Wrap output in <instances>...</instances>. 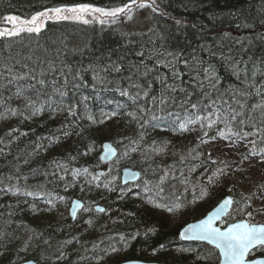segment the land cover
Returning <instances> with one entry per match:
<instances>
[{
	"label": "trees",
	"instance_id": "obj_1",
	"mask_svg": "<svg viewBox=\"0 0 264 264\" xmlns=\"http://www.w3.org/2000/svg\"><path fill=\"white\" fill-rule=\"evenodd\" d=\"M67 2L0 0V18L9 14L27 18L43 7ZM86 2L109 6L126 0ZM157 3L164 14L152 13L147 30H131L119 24L62 21L48 23L38 37L0 40V97L4 101L0 103V138L4 141L0 143L4 149V154H0V252L3 253L0 264L29 259L41 264H117L132 259L213 264L199 259L207 255L210 245L184 242L178 233L185 223L205 216L227 194L239 199V193L246 194L260 183L258 179L249 180L244 173L249 168L246 163L241 166L244 171L235 170L240 154L246 153L250 146L241 143L229 146L227 140L220 138L201 145L202 131L198 125L192 126L193 131L176 130V117L168 112L180 109L170 106L167 111H160L158 105L151 103V96L160 94L157 77H171L170 67L166 66L172 59L168 53L178 55L180 62H174L175 70L183 75L177 82L189 92L195 88L190 77L198 70L192 67L193 56L203 61L200 67L211 64L215 69L219 92L213 93V98L223 93L227 100L229 90L243 88L244 75L237 80L233 73L237 61L242 63L236 66L246 67L249 75L254 65L264 69V0H157ZM177 19L182 21L180 26L175 23ZM245 24L249 26L243 27ZM224 33L230 35L225 37ZM140 51L144 52L143 57L137 55ZM184 60L189 61V67H185ZM50 64L55 72L48 70ZM5 65L16 74L29 73V76L9 83L11 77ZM110 66H119L121 70L100 71ZM61 69L68 78L66 87ZM146 69L151 72L144 75ZM41 71L45 72L43 77L39 75ZM77 71L80 75L74 78ZM40 79L45 81L43 85L38 83ZM53 80L57 81L55 85ZM261 82L264 76L258 74L256 83ZM133 83L150 92L135 104L116 90L128 89L135 94L137 89L130 87ZM18 86L25 89V96L37 101V107L43 105L40 112L33 115V109L25 107V99L14 96ZM55 88H61L67 95L59 96ZM175 96L178 101L183 99L178 91ZM83 97L88 99L83 101ZM258 99L252 97L249 103ZM140 107L150 109L143 113L147 121L143 128L140 127L143 121L137 122L127 115L128 112L140 115ZM8 108L16 109L17 114L12 115ZM113 112L117 114L111 116ZM105 113L111 118H105ZM153 115L159 120L158 127L154 126L157 121L152 119ZM255 115L258 117V113ZM88 116L97 122L93 123ZM100 120L104 122L99 123ZM9 132L12 134L8 135ZM209 134L213 135L214 130ZM105 141L113 142L119 149L118 157L109 166L100 159ZM161 147L164 150L159 152ZM224 155L231 167L225 168L224 176L213 177L215 182L208 185V178L224 163ZM212 160L217 163L212 164ZM124 167L139 169L140 181L123 185ZM100 169H105L102 176L98 174ZM181 173L188 177V183H181L184 178ZM165 174L168 180L163 185L164 191L158 193L155 186ZM146 183L151 191L145 190ZM105 184L109 187L105 188ZM206 185L210 194L192 203L193 196H198ZM8 188L13 191H7ZM16 189L19 191L13 194ZM229 189L234 191L229 193ZM28 191L35 195H25ZM74 198L83 199L85 208L90 209L84 208L76 221L69 215ZM149 201L161 204L176 201L183 206L173 214L154 208ZM98 204L107 211L97 212ZM177 217L188 218L173 224ZM88 220L91 225L85 223ZM160 243L165 248L153 254ZM112 247L119 249L118 253H112ZM61 252L65 258L57 260Z\"/></svg>",
	"mask_w": 264,
	"mask_h": 264
},
{
	"label": "snow or ice",
	"instance_id": "obj_2",
	"mask_svg": "<svg viewBox=\"0 0 264 264\" xmlns=\"http://www.w3.org/2000/svg\"><path fill=\"white\" fill-rule=\"evenodd\" d=\"M145 8L150 9L152 13L164 14L157 0H126V2H122L118 5L109 6H98L94 3L86 2V0H69L67 3H58L53 6L43 7L27 18L18 15L3 16L0 18V40L12 41L15 38L22 40L25 36L38 37L45 30L49 22L59 23L62 21H72L84 25L93 22H97L100 25H104L108 22L115 24L123 18L132 20L134 18V10ZM175 23L177 26H180L182 21L177 19ZM242 26L248 27L249 25L245 24ZM229 35V33H224L225 37ZM237 43H241V41L237 40ZM137 55L143 57L144 52L140 51ZM167 55L172 58L166 65L170 67L171 77H157L161 85V90L159 96H151V103L154 106L158 105L160 111H167L170 106L178 107L180 112H168L169 116L174 115L176 117L174 127L179 131H193L195 129L192 126L198 125L199 129L202 131V135L199 137V143L201 145L220 138L227 140L229 146H235L237 143L245 144L246 147L250 146L246 153L240 154V161L239 164L236 165L235 170L244 171L241 166L245 163L249 168L255 167L253 160L260 164H264V82L260 84L256 83L258 74L264 76V69H258L254 65L249 75V70L246 67L239 68L236 66L242 63V61H237L236 65L233 66V73L237 80L240 79L241 74L244 75V80L242 81L244 87L229 90V99L225 100L223 93L213 98V93L219 92V78L211 64L207 67H200L203 61L197 60L195 56L192 57L193 61H195L192 67L194 70H198L195 76L190 77V79L195 82V88L192 92H189L182 83L177 82L182 80L183 75L175 70V63L180 62L178 55L174 53H168ZM212 55H215V53H212ZM17 63H19V61H17ZM157 63H159V61H157ZM183 63L185 67H189L188 60H184ZM4 67L11 77L9 83L13 80H23L29 76V73L16 74L13 72L12 67H8L7 65ZM23 67H27V65H23ZM48 70L52 72L56 71L51 64ZM91 70L96 71L95 69ZM110 70L119 72L121 69L119 66H110L100 69V71L105 73ZM32 71L34 72L35 70ZM149 72H151V69H146L144 75H147ZM201 73L203 74V78H201ZM68 74H72L70 68ZM39 75L43 77L45 72L41 71ZM79 75L80 73L77 71L74 78H78ZM60 76L63 77V87H66L68 78L63 69L60 70ZM97 77H99V72H97ZM97 77H94V79ZM31 79L35 80L36 76L32 75ZM169 79L172 80L171 83L168 82ZM129 80H131V77H129ZM38 83L43 85L45 81L40 79ZM56 83V80L52 81L53 85ZM130 87L137 89L135 94H130L128 89L117 88L116 90L120 92L121 96L129 97L134 104L140 100L142 96L148 97L150 95V92L143 90L142 86L139 84L133 83L130 84ZM148 87L150 88V85ZM54 90L61 97L67 95V92L61 90V88H55ZM177 91L183 96V99L179 101L175 96ZM24 93L25 89L18 86L14 96L16 98L23 97L26 101L25 107H31L33 109V115L40 112L43 105L37 107V101L25 96ZM252 97H258L259 99L255 103L250 104L249 100ZM87 99V97H83V101ZM3 102V97H0V103ZM7 111L12 115L17 114L16 109L8 108ZM69 111L71 112V109H69ZM138 111L140 115H138L137 112H128L127 115L137 122L143 121V123H140V127L143 128L144 123H147V121L144 120L143 113L150 111V109L147 107H140ZM181 113H183V115H181ZM257 113L258 117L255 115ZM116 114V112H113L111 116H115ZM103 115L105 118H111L107 113ZM88 119L93 123L97 122L93 116H88ZM152 119L157 121V124L154 126L158 127V118L153 115ZM103 122V120L99 121V123ZM221 126L223 127L221 128ZM213 130L214 134L210 135V131ZM13 131L16 130L14 129ZM11 134V132L8 133V135ZM23 135H27V133H23ZM65 135H67V133H65ZM142 138L143 136L141 135V139ZM0 143H4L2 138H0ZM130 143H135V141H131ZM153 143H155V141ZM105 148L107 154L114 153V149H112L111 145H105ZM136 150V148H132V151ZM163 150V147H161L159 152ZM154 151L157 150L154 149ZM0 154H4L3 148H0ZM125 155H128V153L125 152ZM181 159L183 160L184 158L181 157ZM209 159H211L210 155ZM25 163H27V161H25ZM216 163L217 161L212 160V164ZM230 167L231 164L225 163V168ZM194 170L193 168L189 171L191 172ZM84 171L87 172V169H84ZM225 174L224 168H217L212 176L208 178V185L215 182L213 177L218 178ZM129 175L135 178L138 174L129 173ZM181 175L184 177L181 183H188V177L183 173H181ZM260 177L261 181H264V170H261ZM17 179H19V177ZM24 179H26V177ZM93 179H98V177H93ZM173 179H175V177H173ZM167 180L168 174L162 175L159 178V182L155 186L158 193L164 191L163 185ZM208 185L201 188L198 196H193L192 203L210 194ZM104 187L108 188L109 186L105 184ZM144 187L146 191H151L147 183ZM7 191H13V189L8 188ZM18 191L19 189H16L13 194H16ZM233 191L234 189H229V193ZM24 194L27 196L35 195V193L31 191ZM257 201H259V206L253 207ZM49 203H51V201H49ZM149 203L152 204L154 208L163 209L173 214L183 206L182 202L176 201L172 204H161L154 201H149ZM78 206V204L74 205V207ZM33 210L35 211L34 207ZM85 211H90V209L85 208ZM97 211L105 213L107 210L98 207ZM256 215L264 216V182L257 183L255 189H250L246 194L243 192L239 193V199H236L235 196L230 194L222 199V201L219 202L212 211L203 216V218H198L192 223H185L181 230H179L178 235L181 240L200 241L211 246L207 250V255L199 257L201 260L212 261L213 264H264V222L257 221L255 219ZM85 223L91 225L92 221L88 220L85 221ZM121 238L123 239V237ZM70 242L71 241H65V244ZM45 243H47V241H45ZM164 248L165 245L160 243L158 249H153V254ZM24 251H27V242ZM118 251L119 249L116 247L111 248L112 253H118ZM0 255H3V253L0 252ZM62 258H65L63 252L60 253L57 260ZM25 264H33V262L27 260ZM117 264H119V262H117ZM126 264H139V262L137 260H128Z\"/></svg>",
	"mask_w": 264,
	"mask_h": 264
},
{
	"label": "water",
	"instance_id": "obj_3",
	"mask_svg": "<svg viewBox=\"0 0 264 264\" xmlns=\"http://www.w3.org/2000/svg\"><path fill=\"white\" fill-rule=\"evenodd\" d=\"M9 15H16V14H9ZM108 23H110V22H108ZM105 145H111L112 149H114V153L113 154H107ZM118 155H119V149L113 142L105 141L103 143L102 152L100 154V159H101L102 163H104L106 166H109L118 157ZM129 173H137L138 175L135 178H132L129 175ZM98 174L101 175V176L104 175L105 174V169H100L98 171ZM141 178H142V172L139 169H136V168H133V167H124V168H122V171H121V182H122L123 185H130V184L137 183V182L140 181ZM229 195L230 194H227L222 199L226 198ZM222 199L219 202H221ZM76 204H78L79 206L78 207H74V205H76ZM216 206H214L208 212L212 211ZM98 207H102V208H105L107 210V208L105 206L98 204V205L95 206V210L96 211H97ZM84 208H85V202L83 201V199L74 198L72 200V202H71V206H70V209H69V215L73 218L74 221H76L78 216H79V214H80V212ZM73 213H74V215H73ZM192 222H195V221H191V222H188V223H192ZM182 241H184V242H200V241H185V240H182ZM202 243H205V242H202ZM29 260H31L33 262V264H41V263H39L38 261H36L34 259H29ZM132 260H137L139 262V264H165V263H161V262H148V261H143V260H139V259H132ZM25 261H27V260H25ZM25 261H22V262H19V263H15V264H25ZM127 261H123V262H121L119 264H126Z\"/></svg>",
	"mask_w": 264,
	"mask_h": 264
},
{
	"label": "rangeland",
	"instance_id": "obj_4",
	"mask_svg": "<svg viewBox=\"0 0 264 264\" xmlns=\"http://www.w3.org/2000/svg\"><path fill=\"white\" fill-rule=\"evenodd\" d=\"M151 16H152V12L150 9L145 8V9H140V10H134V12H133L134 18L132 20H128L127 18H123L122 20L117 21L115 24H112L111 22L108 24H111V25H118L119 24V25L127 27L128 29H131V30H147L150 26ZM222 160L224 161V163H222L221 168L225 169V163H229V159L227 158V155H224ZM254 165H255V167L248 168V170H245L244 173H246L249 176V180H252V178H253L254 180L258 179L260 181V183L264 182V181H261V177H260L261 170H264V164H260L257 162ZM256 204L259 206V201H257ZM186 218H188V217L174 218L172 223L178 224V223L182 222L183 220H185ZM256 218L264 220V216H261V215L260 216L256 215Z\"/></svg>",
	"mask_w": 264,
	"mask_h": 264
},
{
	"label": "bare ground",
	"instance_id": "obj_5",
	"mask_svg": "<svg viewBox=\"0 0 264 264\" xmlns=\"http://www.w3.org/2000/svg\"><path fill=\"white\" fill-rule=\"evenodd\" d=\"M125 186H127V185H125Z\"/></svg>",
	"mask_w": 264,
	"mask_h": 264
}]
</instances>
